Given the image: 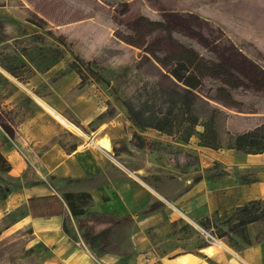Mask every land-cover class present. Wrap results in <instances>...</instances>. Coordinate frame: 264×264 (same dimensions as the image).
Wrapping results in <instances>:
<instances>
[{
    "label": "rangeland",
    "instance_id": "374dc122",
    "mask_svg": "<svg viewBox=\"0 0 264 264\" xmlns=\"http://www.w3.org/2000/svg\"><path fill=\"white\" fill-rule=\"evenodd\" d=\"M184 48H194L200 66L212 67L203 70L210 74L197 88L204 101L194 100L193 113L204 118L210 105L217 107L214 123L220 147L200 145L199 150L207 156L209 176L220 174L223 164L214 157H235L225 154L231 135L264 120V75L259 72L264 69V0H0V67L19 76L30 74L32 67L66 62L80 83L95 80L113 96L103 101L107 114L115 107L124 108L121 100L130 97L139 83L172 87L169 76L161 75L164 63L186 55ZM217 74L232 77L234 85L224 86L229 93L217 89L221 85ZM42 86L37 91H43ZM13 88L0 75V100ZM21 93L15 104L0 108V141L3 132L13 134L16 121L33 112L30 93L24 89ZM37 106L42 114L38 128L53 132L49 142H60L67 149L74 145L73 134L79 143L89 142L84 128L77 126L82 131L77 133L63 126L40 99ZM175 113L172 136L157 138L152 147L160 156L182 151L174 142L179 140L181 121V113ZM145 143L150 148V141ZM195 143L198 137L193 134L188 144L195 149ZM29 176L33 177L31 169L9 171L0 154V264H45L47 247L27 224L19 223L27 211L44 203L24 195ZM216 222L214 217L198 226L181 220L164 222L148 232L146 246L152 259L174 247L193 249L206 239L202 229L213 226L214 231Z\"/></svg>",
    "mask_w": 264,
    "mask_h": 264
},
{
    "label": "crops",
    "instance_id": "0c3cea01",
    "mask_svg": "<svg viewBox=\"0 0 264 264\" xmlns=\"http://www.w3.org/2000/svg\"><path fill=\"white\" fill-rule=\"evenodd\" d=\"M195 52L191 65L203 82V77L210 75L203 70L212 67L200 66L202 61ZM0 75L14 85L0 100V108L15 104L22 89L30 93L34 105L33 112L16 121L13 134L3 132L0 154L9 171L33 170L24 195L39 197L44 203L27 211L19 223L27 224L47 247L45 264H264V222L260 219L246 223L248 241L230 233L231 239L218 237L193 249L174 247L154 259L146 246L148 232L164 222L181 220L198 226L199 221L210 222L212 217L224 219L243 202L264 199V151L237 154L239 149L227 147L225 154L235 153V157L229 160L216 154L223 171L209 176L201 144L195 143V149L188 144L193 134L174 141L182 150L178 155L154 153L155 140L172 133L134 125L125 107L105 113L103 101L113 96L95 80L80 83L66 62L55 61L43 69L32 67L30 74L19 76L0 67ZM220 75L217 89L228 92L224 86L234 85L232 77ZM42 84L43 91H37ZM200 85L193 89L196 93ZM38 99L49 112L84 128L89 142L79 143L74 134V145L67 149L60 142H49L53 132L37 126L42 116L37 111ZM201 128L195 125V129ZM131 132L142 137V145L131 141ZM68 190L88 192L89 203L83 213L73 216L69 212L62 198V192ZM98 216L114 222H98L92 230L89 223L78 227L79 219ZM64 221L69 232L62 227Z\"/></svg>",
    "mask_w": 264,
    "mask_h": 264
},
{
    "label": "trees",
    "instance_id": "16d2710c",
    "mask_svg": "<svg viewBox=\"0 0 264 264\" xmlns=\"http://www.w3.org/2000/svg\"><path fill=\"white\" fill-rule=\"evenodd\" d=\"M184 50L187 51L186 55H175L164 63L166 71L162 72L161 75L169 76L173 82L172 87L164 89L155 86L153 81L139 83L135 91L129 95L130 97L122 99L121 102L134 125L140 128L154 127L164 133H172L170 130L173 127L172 120L176 116L175 112H179L182 121L178 124L180 128L178 137L180 139L186 140L189 135L196 134L199 144L209 148H218L220 147V140L216 136L214 123L217 107L210 105L208 115L204 118L193 113L194 100L201 98L193 89L202 83V79L191 65L194 51L190 48H184ZM260 72L264 75V71ZM196 124L201 125V130L195 129ZM231 136L232 140L226 144L227 147L250 153L264 151V122L252 127V129L240 131ZM130 139L137 146L143 144V139L139 134L132 133ZM62 198L73 216L83 213L84 206L89 203L88 192L83 190L62 192ZM262 202L264 199L243 202L235 206L224 219L217 221L214 231H212L213 226H209L207 229L215 237L228 236L231 239L232 236L229 235L231 233L248 241L245 231L246 223L255 219L264 222V203L262 204ZM112 221L114 222V220ZM112 221L101 219L99 216L92 219L83 218L78 220V227L81 228L84 224L89 223L92 230L93 225L98 222L112 223ZM62 227L69 232L70 228L67 227L65 221L62 222ZM205 242H207L206 239L202 241V243Z\"/></svg>",
    "mask_w": 264,
    "mask_h": 264
},
{
    "label": "bare ground",
    "instance_id": "6f19581e",
    "mask_svg": "<svg viewBox=\"0 0 264 264\" xmlns=\"http://www.w3.org/2000/svg\"><path fill=\"white\" fill-rule=\"evenodd\" d=\"M52 113H54L56 115V117L67 127L72 128L75 131H79L77 127H75L73 124H71L70 122H68L67 120H65L62 116L58 115L57 113H55L54 111H50ZM81 131V130H80ZM82 132V131H81Z\"/></svg>",
    "mask_w": 264,
    "mask_h": 264
},
{
    "label": "built area",
    "instance_id": "2783aa9c",
    "mask_svg": "<svg viewBox=\"0 0 264 264\" xmlns=\"http://www.w3.org/2000/svg\"><path fill=\"white\" fill-rule=\"evenodd\" d=\"M203 230V236L204 237H206V240L207 241H211V240H213V239H216V237H214V236H212L211 234H210V232H209V230H204V229H202ZM210 238V239H209Z\"/></svg>",
    "mask_w": 264,
    "mask_h": 264
}]
</instances>
